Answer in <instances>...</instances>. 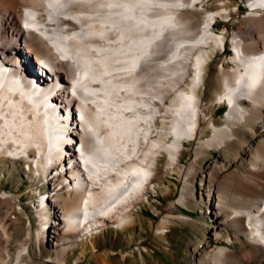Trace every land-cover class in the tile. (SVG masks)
<instances>
[{
  "label": "bare ground",
  "instance_id": "bare-ground-1",
  "mask_svg": "<svg viewBox=\"0 0 264 264\" xmlns=\"http://www.w3.org/2000/svg\"><path fill=\"white\" fill-rule=\"evenodd\" d=\"M248 4L249 12L240 16L234 0H216L213 7L204 0H0V160L12 158L7 149L26 150L25 159L14 161L25 168L26 160L35 159L29 173L48 181L39 215L44 218L47 207L50 222L57 223L44 241L38 239L41 247L46 242L61 255L89 234L90 246L102 249L107 229L118 236L134 224L133 208L159 183L156 166L151 168L159 152L175 167L189 144L193 156L181 166L177 202L210 214L212 222L193 245L191 264H264V237L254 230L259 225L264 233V82L254 92L264 67V55L257 56L264 49V0ZM220 18L234 21L236 30H217ZM226 37L233 47L231 68L212 61ZM39 57L53 60L54 81L40 75ZM71 76L86 131L73 110L68 127L73 138L91 145L86 170L74 178L73 147L65 146L64 160L53 152L38 97L41 87ZM60 87L52 99L62 105ZM216 99L229 102L221 118L214 117ZM44 153L54 157L52 163ZM205 160L209 164L200 170ZM10 199L11 193H0L2 232L11 225ZM174 218L198 223L184 214ZM167 221L159 222L155 237L167 239ZM23 249L15 264H28L23 254L31 255ZM110 252L98 253L103 264H116Z\"/></svg>",
  "mask_w": 264,
  "mask_h": 264
},
{
  "label": "rangeland",
  "instance_id": "rangeland-1",
  "mask_svg": "<svg viewBox=\"0 0 264 264\" xmlns=\"http://www.w3.org/2000/svg\"><path fill=\"white\" fill-rule=\"evenodd\" d=\"M215 2L216 0H204V4L209 7H213ZM234 4L240 6L238 13L240 16L247 14L250 10L244 7L245 0H234ZM216 25L217 30L226 27L230 32L236 30L237 27L231 19L224 20L223 18L218 19ZM232 53L229 48L226 52L220 49L217 55H212V61L214 63L224 61L225 65L231 68L233 66L230 59ZM200 87L201 89L204 88L202 84ZM215 105L214 108L218 110L214 113V117L221 118L227 106L217 102V99ZM205 128L207 133L204 135H207L210 133V127L205 125ZM239 132L245 134V126H240ZM190 147L191 145L188 144L186 153L182 156V162L175 167L167 166L165 151L161 150L164 154L160 151L157 163H155L159 183L155 187H150L147 195L144 196V200L133 208L132 212L135 216L133 226L120 229L118 236L114 235L113 228L107 229V238L105 242H101V248L111 249L110 257L114 263L191 264V249L194 244L204 238L203 233L212 226V222L209 218L210 214L202 213L197 208L187 207L177 202L184 185L181 171L183 167L181 166H186L193 156ZM212 153L216 158L219 157L217 150L212 149ZM208 164V160L201 162L200 170L206 169ZM30 174L24 168L21 160L14 161V158L0 160V193L2 191L11 193L9 202L12 204V208L9 209L11 213L8 214L11 220L10 228L7 232L0 230V248L2 247L0 249V264H15V253L25 245L27 250H23L31 255L29 257L26 253L23 254L24 261L28 264H103L98 255L102 249L99 246L100 250L97 251L90 246L92 239L90 240L89 234L82 236L81 242L70 246L61 255L60 253L57 254V250H55L57 248L52 249L46 242H43V247L40 246L38 239L44 241L47 231L50 233V228L52 229L57 222H50V209L47 207L42 210L43 212L47 210L45 217H40L39 194L45 191L49 192L48 181L36 172ZM38 176L40 178H37ZM182 214L194 218L198 223L194 224L192 220L174 218V216ZM162 219L168 220L167 225H164L167 228L165 231L167 239L165 240L155 237V231ZM6 235L7 237H4ZM235 243L240 244L238 241ZM23 250L22 252H24ZM123 254H127L126 257ZM57 256L61 257V261L49 258H58ZM62 260L65 261L62 262Z\"/></svg>",
  "mask_w": 264,
  "mask_h": 264
}]
</instances>
